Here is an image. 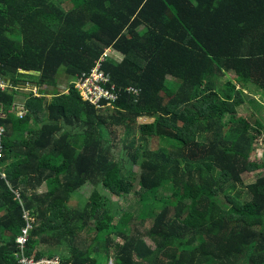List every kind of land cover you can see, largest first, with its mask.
Here are the masks:
<instances>
[{"label": "trees", "instance_id": "trees-1", "mask_svg": "<svg viewBox=\"0 0 264 264\" xmlns=\"http://www.w3.org/2000/svg\"><path fill=\"white\" fill-rule=\"evenodd\" d=\"M109 49L123 56L103 63L121 93L97 110L72 81ZM0 74L43 92L26 95L23 118L17 93L0 92V264H264V158L252 159L264 125L240 112L249 89L262 95L251 86L264 96V0H0ZM86 185L85 207H70ZM130 194L139 214L116 219L110 197Z\"/></svg>", "mask_w": 264, "mask_h": 264}, {"label": "rangeland", "instance_id": "rangeland-1", "mask_svg": "<svg viewBox=\"0 0 264 264\" xmlns=\"http://www.w3.org/2000/svg\"><path fill=\"white\" fill-rule=\"evenodd\" d=\"M72 4H68L66 6V8H72ZM109 53V56H113L115 59L117 60H122L123 56L119 53H115L114 51L111 49L107 50ZM114 54V55H113ZM104 59L101 62L102 63V69H103V63H104ZM94 68V67H93ZM111 77V76H110ZM61 88H60V92H64L66 94L69 93V91L67 90L68 87L67 85V80L63 78H61ZM228 79H234V76L231 74L228 75V77H224L220 80L221 84H224L225 82L228 81ZM66 85H65V84ZM69 86V85H68ZM254 88V90H256L257 92H259L262 95L256 94L254 93L252 90H248L247 92V97L249 98V100H247L245 102V104L241 107V115H244L245 117L248 118H253L255 117L256 119H258L263 125H264V96L263 93L261 91H259L256 87L251 86ZM57 92H59L57 90ZM50 94L48 95L49 99L52 98L54 92H49ZM26 95L25 93H21L18 96L21 98V100H23L21 103L24 104V106L26 105L27 99H26ZM28 96V95H27ZM26 108V107H25ZM106 116V115H104ZM228 121V117H226L224 119V122ZM153 119L151 117L145 116V117H141L138 118V124H144V123H152ZM133 137L137 140L136 144L137 146L142 142L143 144L145 143L142 140V136H140V133L135 131L133 133ZM120 138V137H119ZM131 141V138L128 139L127 138V144H129ZM119 148L116 149L118 150L117 153V160L121 163V165L123 166V168H125V170L128 172L129 170L131 172L128 173V177L131 178L135 183L137 182V173L139 172V166H132L131 162L128 159V155H127V151L128 149H126V147H124V145L119 144ZM149 146L156 148V149H163L166 152L170 149V146L167 144V142H165L164 140L158 139V138H151L150 142H149ZM264 158V129L262 130V135L259 137V139L257 140L255 146H254V151L252 153V159H255L257 161H261ZM262 172V171H261ZM261 172H253V173H247L243 176V182L245 185H248L252 182H254L255 179H257L260 175ZM134 173V174H133ZM138 183V182H137ZM137 187V191H140L138 185H136ZM96 189L102 194V195H109L108 191L105 190L102 186H97ZM168 187L164 186L161 187L158 192L156 193V195H159V197L164 196V195H170V193L167 192ZM242 190H244L243 188H240ZM94 190V187L91 185H86L84 186L82 189L78 190L77 192H75L72 197L71 200L69 202V206L73 207V208H84L85 205L87 204V202L89 201V198L92 194ZM243 196H246L245 194H243ZM111 209L113 211H116V219H119L123 213L125 211H131L133 213L139 214V207H137V203L134 202V200H136V196L133 194H130L128 197L126 198H119L117 196H111ZM137 201V200H136ZM137 216V215H136ZM94 234H92L93 236ZM148 243H151L150 240L147 239ZM109 264H111V261L109 262Z\"/></svg>", "mask_w": 264, "mask_h": 264}, {"label": "built area", "instance_id": "built-area-1", "mask_svg": "<svg viewBox=\"0 0 264 264\" xmlns=\"http://www.w3.org/2000/svg\"><path fill=\"white\" fill-rule=\"evenodd\" d=\"M109 55L108 51L96 62L94 68H92L88 73H83L82 75H78L73 81L72 84L74 88L79 92L82 100L92 106H94L97 110H102L106 108H113L114 103L119 99L121 91L117 88V86L112 82L111 77L102 69V61L106 59ZM22 74H30L29 72H25L20 70ZM34 82L31 81H21L17 84L11 82L9 79L1 76L0 74V92H16L17 95L15 97L14 103L12 104V108L10 112L15 113L19 118H23L28 110L26 105L22 104L21 98L18 96L21 93L31 94L33 97H41L43 96L42 89ZM126 92L132 94L134 96H139L140 90L134 87L126 88ZM0 102V118H6L7 115L4 112L3 105ZM4 133V128L0 126V160L2 155V136ZM28 221L27 227L23 230L22 235H20L16 243L19 246L20 251H23L24 246L28 239V230L32 227L29 222L30 217L28 214L24 217ZM19 262L21 264H60L58 261H34L33 259H28L26 257H20Z\"/></svg>", "mask_w": 264, "mask_h": 264}, {"label": "crops", "instance_id": "crops-1", "mask_svg": "<svg viewBox=\"0 0 264 264\" xmlns=\"http://www.w3.org/2000/svg\"><path fill=\"white\" fill-rule=\"evenodd\" d=\"M255 93V92H254ZM249 100V99H248Z\"/></svg>", "mask_w": 264, "mask_h": 264}]
</instances>
